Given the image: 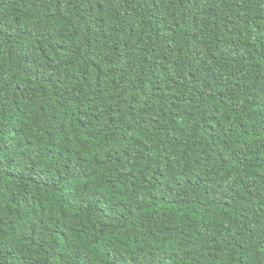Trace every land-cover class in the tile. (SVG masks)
Here are the masks:
<instances>
[{"label":"trees","instance_id":"1","mask_svg":"<svg viewBox=\"0 0 264 264\" xmlns=\"http://www.w3.org/2000/svg\"><path fill=\"white\" fill-rule=\"evenodd\" d=\"M0 264H264V0H0Z\"/></svg>","mask_w":264,"mask_h":264}]
</instances>
